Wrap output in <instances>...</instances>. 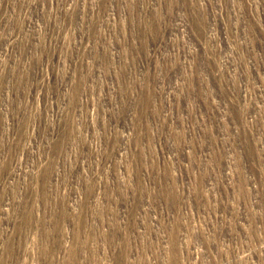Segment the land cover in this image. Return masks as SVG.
<instances>
[{"label":"rangeland","instance_id":"rangeland-1","mask_svg":"<svg viewBox=\"0 0 264 264\" xmlns=\"http://www.w3.org/2000/svg\"><path fill=\"white\" fill-rule=\"evenodd\" d=\"M0 264H264V0H0Z\"/></svg>","mask_w":264,"mask_h":264}]
</instances>
